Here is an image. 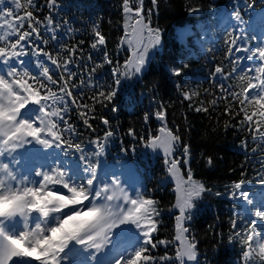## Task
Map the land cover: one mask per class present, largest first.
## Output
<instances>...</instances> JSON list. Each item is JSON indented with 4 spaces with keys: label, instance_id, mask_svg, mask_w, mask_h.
Instances as JSON below:
<instances>
[{
    "label": "snow or ice",
    "instance_id": "obj_1",
    "mask_svg": "<svg viewBox=\"0 0 264 264\" xmlns=\"http://www.w3.org/2000/svg\"><path fill=\"white\" fill-rule=\"evenodd\" d=\"M259 3V36L249 34L244 20V14L256 10L257 0H232L231 10L222 16H216L213 7L225 48L223 60L209 74L218 93L205 88L208 99H201L199 90L176 87L188 110L196 113L208 114L223 103L225 129L246 132L254 146L249 148L246 138L240 147L246 154L260 153L257 179L264 189V0ZM45 5L48 14L42 19L35 14L43 11L37 0H11L0 7V264H202L197 238L186 222L193 219L204 194H227L243 202L244 212L233 211L230 217L228 241L240 245L236 264H257V258L264 264V191L254 197L251 182L240 179L227 185L226 192H213L197 180L181 127L168 125V105L161 102L154 112L161 123L157 132L140 139L146 148L163 154L166 176L175 183L169 208L177 213L172 239L156 238L162 209L143 186L130 188L115 173L101 179L93 157L103 155L107 141L115 136L110 121L100 117L106 130L102 137L88 138L92 151L76 139L80 133L71 122L73 110L84 127L95 132L90 121L97 118L96 106L107 107L122 78L140 75L151 51L160 45L161 30L152 24L159 0H151L149 8L145 0H121L123 32L116 52H127L122 63H114L97 24H92L88 47L102 53L99 60L85 51L84 40L70 43L79 30L68 19H55L58 0H45ZM199 10L188 7L190 13ZM213 47L220 50L215 41ZM106 65L112 66V83L94 82ZM188 67L181 62L168 72L179 78ZM85 87L93 91L90 104L84 102ZM149 119L145 113V122ZM184 122L188 131L186 116ZM129 135L135 138L136 133L130 129ZM20 149L40 162L21 171ZM69 156L78 160L71 169L65 166ZM206 162L213 164L210 157ZM172 244L173 254H155Z\"/></svg>",
    "mask_w": 264,
    "mask_h": 264
},
{
    "label": "trees",
    "instance_id": "obj_2",
    "mask_svg": "<svg viewBox=\"0 0 264 264\" xmlns=\"http://www.w3.org/2000/svg\"><path fill=\"white\" fill-rule=\"evenodd\" d=\"M43 6L42 12L35 13L41 19L48 13L45 0H37ZM232 0H159V7L154 10L152 24L161 30V43L150 56L148 63L135 82L129 83L126 93L116 95L107 107L96 106V119L91 120L95 132L86 129L77 118L75 110L71 113V122L76 125L80 135L76 138L83 141L89 151L93 148L87 145L89 137L103 136L106 126L101 123L100 117L110 121L112 130L117 126L118 130L111 141H107L103 155L93 157L99 162L103 157H108L115 162H131L139 176L140 185L147 190V195L158 200L162 209V224L156 234L158 239H172L174 235L175 210H169L174 203V185L166 177L163 159L160 155L152 156L141 141L150 132L155 134L161 123L155 118L154 112L159 103L168 105L167 122L169 127H181V134L190 145V167L194 177L201 180L206 186L211 187L213 192H226V186L240 179L250 181L251 190L260 184L257 173L260 164L257 160L260 153L255 155L250 151L246 154L240 147L241 141L246 138L251 148V138L246 132L235 127L225 129L224 122L228 117L223 115V103L208 114L196 113L188 110L187 101H183L177 91V84H183L185 89L199 90L201 99H208L203 95V89L208 88L218 93L209 81V74L215 65L223 60V50H205L199 48L189 50L175 38V30L179 25L194 21L199 16L206 17L215 12L229 9ZM58 10L53 11L56 20L68 19L73 28L79 31L74 35L70 43L84 40L82 46L86 52H92L95 59L99 60L102 53L88 47L91 43L90 18L97 19L101 32L107 37V50L114 56V63L121 62L126 58L127 52H116L117 38L122 35L121 0H58ZM257 0V5H259ZM189 6L199 7L201 13L188 11ZM151 7V0H145V8ZM126 48V45L124 46ZM215 57V59H213ZM181 62L187 63L188 68L184 74L173 77L167 67ZM226 63V62H225ZM106 65L95 74L94 82L111 84L109 68ZM206 76V78H203ZM93 91L87 87L83 89L84 102L91 103L88 97ZM116 108L115 112L112 108ZM148 113L150 119L145 122L144 115ZM187 117L189 130L185 131L184 117ZM232 123H236L233 121ZM134 130L135 138L129 135V130ZM215 129V130H213ZM125 149L127 151H125ZM134 149V151H133ZM77 160L75 156H72ZM210 157L213 164L209 166L206 158ZM242 173L244 174L242 176ZM230 191V189H228ZM242 201L231 200L227 194L221 197L204 194L198 202L194 217L186 226L191 229L198 242L199 258L207 264H236L239 260L240 245L229 243L230 231L229 220L233 211L243 213ZM223 233V236L220 234ZM175 245L163 246L156 250L155 254L163 255L165 252L174 253ZM258 264V258H257Z\"/></svg>",
    "mask_w": 264,
    "mask_h": 264
},
{
    "label": "rangeland",
    "instance_id": "obj_3",
    "mask_svg": "<svg viewBox=\"0 0 264 264\" xmlns=\"http://www.w3.org/2000/svg\"><path fill=\"white\" fill-rule=\"evenodd\" d=\"M247 17H248V19L246 20L245 19V21H247V23H246V25H245V28L248 30V31H250L249 30V25L250 24H253V20L254 19H256V17H258V16H260V13H259V9L257 10V12L256 13H248V15H246ZM200 27H201V24L197 21L196 22V26H195V29H194V31L196 30V31H199V29H200ZM251 34H252V32H250ZM177 36L178 37H183L184 35L182 34V33H180V32H178L177 31ZM196 40V39H195ZM155 50V49H154ZM154 50H152L151 51V53H150V55L153 53V51ZM148 149V151L150 152V154L152 155V156H157V154L158 155H160V157L163 159V154L162 153H160V152H158V151H153V150H151V149H149V148H147ZM121 164H122V162H120ZM133 167V166H132ZM133 170H134V167H133ZM134 173H135V170H134ZM167 177V176H166ZM168 179H170L171 180V178H169V177H167ZM172 181V180H171ZM172 183H173V185H174V188H175V183L172 181ZM251 193H252V195L254 196V197H257V192L256 191H252L251 190ZM177 214V213H176Z\"/></svg>",
    "mask_w": 264,
    "mask_h": 264
},
{
    "label": "bare ground",
    "instance_id": "obj_4",
    "mask_svg": "<svg viewBox=\"0 0 264 264\" xmlns=\"http://www.w3.org/2000/svg\"><path fill=\"white\" fill-rule=\"evenodd\" d=\"M200 24H202V23H200ZM200 28H202V25H201V27ZM189 31H192V28L190 27V26H184V28H180L179 29V32L180 33H184V40L186 39V37L188 36V33H189ZM110 73H111V68H110ZM119 90V86L117 87V91ZM121 92H123V91H121ZM19 153H22V154H24V155H28V153H27V151L25 150V149H20L19 151H18ZM122 174H124V173H122Z\"/></svg>",
    "mask_w": 264,
    "mask_h": 264
},
{
    "label": "built area",
    "instance_id": "obj_5",
    "mask_svg": "<svg viewBox=\"0 0 264 264\" xmlns=\"http://www.w3.org/2000/svg\"><path fill=\"white\" fill-rule=\"evenodd\" d=\"M139 75H137V76H134V77H132L133 79H137V77H138ZM124 78H122V82H121V84L119 85V90L120 91H124V89H125V84H124Z\"/></svg>",
    "mask_w": 264,
    "mask_h": 264
}]
</instances>
